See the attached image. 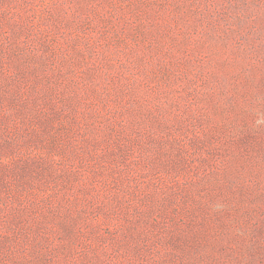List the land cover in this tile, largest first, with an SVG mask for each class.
<instances>
[{
    "label": "rangeland",
    "instance_id": "374dc122",
    "mask_svg": "<svg viewBox=\"0 0 264 264\" xmlns=\"http://www.w3.org/2000/svg\"><path fill=\"white\" fill-rule=\"evenodd\" d=\"M0 264H264V0H0Z\"/></svg>",
    "mask_w": 264,
    "mask_h": 264
}]
</instances>
